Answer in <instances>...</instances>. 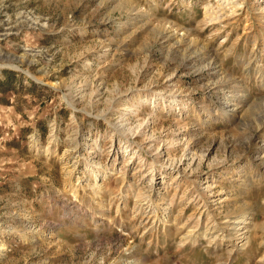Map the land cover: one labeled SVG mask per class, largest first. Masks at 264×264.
<instances>
[{
    "label": "rangeland",
    "instance_id": "374dc122",
    "mask_svg": "<svg viewBox=\"0 0 264 264\" xmlns=\"http://www.w3.org/2000/svg\"><path fill=\"white\" fill-rule=\"evenodd\" d=\"M263 115L264 0H0V264H264Z\"/></svg>",
    "mask_w": 264,
    "mask_h": 264
},
{
    "label": "bare ground",
    "instance_id": "6f19581e",
    "mask_svg": "<svg viewBox=\"0 0 264 264\" xmlns=\"http://www.w3.org/2000/svg\"><path fill=\"white\" fill-rule=\"evenodd\" d=\"M205 53H206V52H205ZM233 110L235 111V110H237V109L234 108ZM263 118H264V115H263ZM240 222H241V221H240ZM239 228H240V227H239ZM239 228H237V230H238ZM249 237H250V236H249ZM247 243H248V242L246 241V242H244L243 244L246 245ZM263 243H264V242H263ZM261 257H262V259L264 260V251H263V255H262Z\"/></svg>",
    "mask_w": 264,
    "mask_h": 264
}]
</instances>
